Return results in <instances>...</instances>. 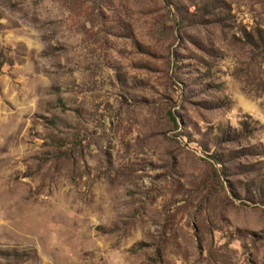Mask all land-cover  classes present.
Returning a JSON list of instances; mask_svg holds the SVG:
<instances>
[{
	"label": "rangeland",
	"instance_id": "1",
	"mask_svg": "<svg viewBox=\"0 0 264 264\" xmlns=\"http://www.w3.org/2000/svg\"><path fill=\"white\" fill-rule=\"evenodd\" d=\"M0 264H264V0H0Z\"/></svg>",
	"mask_w": 264,
	"mask_h": 264
}]
</instances>
